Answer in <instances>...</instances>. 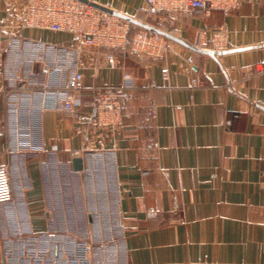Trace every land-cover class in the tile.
<instances>
[{
  "label": "crops",
  "instance_id": "0c3cea01",
  "mask_svg": "<svg viewBox=\"0 0 264 264\" xmlns=\"http://www.w3.org/2000/svg\"><path fill=\"white\" fill-rule=\"evenodd\" d=\"M89 1L202 49L221 33L215 51L230 52L165 36L163 58L131 53L113 67L72 33L19 27L24 0H0V165L13 190L0 203V264L9 247L57 256L78 240L93 241L94 264H264V0L163 16L146 0ZM78 70L86 103L132 74L122 132L78 133L91 111L45 106L53 98L38 91ZM70 176L81 198L72 219Z\"/></svg>",
  "mask_w": 264,
  "mask_h": 264
},
{
  "label": "built area",
  "instance_id": "2783aa9c",
  "mask_svg": "<svg viewBox=\"0 0 264 264\" xmlns=\"http://www.w3.org/2000/svg\"><path fill=\"white\" fill-rule=\"evenodd\" d=\"M146 1L150 12L163 16L197 9L206 13L213 10L229 12L237 8L242 1L251 0ZM18 26L72 33L78 47H94L98 51L106 49V58L113 67L119 64L120 58L131 53L163 58L169 49L168 40L164 35L136 27L129 20L83 0H24ZM5 29L6 25L0 21V56L5 51ZM224 46L221 33H218L212 43V49L219 50ZM260 72L264 73V64L261 65ZM168 74L169 69L164 67V77H168ZM134 86L135 79L132 74L124 72L119 85L100 87L95 91L93 99L86 103L82 98L85 89L84 73L78 70L64 82L49 85L38 92L53 98L52 102L45 105L47 107L71 115H75V110L83 107L91 111V114L86 113L80 118L82 127L78 133L107 131L110 135H117L124 130L126 119L129 117L125 112V98ZM78 153L75 152L76 155ZM12 200L9 166L0 165V203ZM148 214L155 215L156 211L149 210ZM93 247L91 240H78L57 256L46 248L23 250L9 247L6 257L8 264H22V259H29L33 264H94Z\"/></svg>",
  "mask_w": 264,
  "mask_h": 264
},
{
  "label": "water",
  "instance_id": "95a60500",
  "mask_svg": "<svg viewBox=\"0 0 264 264\" xmlns=\"http://www.w3.org/2000/svg\"><path fill=\"white\" fill-rule=\"evenodd\" d=\"M83 1L90 2L92 5H94L96 7H99L101 9H103V10H106V11L112 13V14L121 16V17L129 20L134 25H138V26H140L142 28L151 30V31L156 32V33H160V34H162V35H164V36H166V37H168L170 39L176 40V41H178V42H180V43H182L184 45H187V46L193 48L196 51L205 52V53H208V54H210L212 56H214L216 54H224V53L230 52V51H226V50L225 51H215V50H212V49H202V48H199L197 46H192L188 42H186L184 39H182L181 37H178V36L174 35L173 33H170V32H168V31H166V30H164L162 28H159V27H157V26H155V25H153L151 23H148L146 21L137 19V18H135L133 16L127 15V14L119 12V11H116L114 9H111V8L107 7V6H103V5L94 3V2L89 1V0H83ZM73 168L76 171H80V170L84 169V159H83V157L78 156V157H75L73 159Z\"/></svg>",
  "mask_w": 264,
  "mask_h": 264
},
{
  "label": "rangeland",
  "instance_id": "374dc122",
  "mask_svg": "<svg viewBox=\"0 0 264 264\" xmlns=\"http://www.w3.org/2000/svg\"><path fill=\"white\" fill-rule=\"evenodd\" d=\"M152 22H154V25L156 26V22H157V20H152ZM38 66L34 69L35 70V72H39V70H40V68H39V64H37ZM11 70H17V68L15 67V68H11ZM20 73H21V75L22 74H24V72L26 73L27 71H26V68L24 67V66H22L20 69ZM13 72V71H12ZM74 178L73 177H71L70 176V179H69V184H70V187H71V190L72 191H74V195H72L71 197H70V201H69V203H70V206L73 208V210H71V212H70V219H72V217H76L77 218V215H76V213H77V211L76 210H78L79 208H80V206H81V203H80V200H81V198L78 196V195H76L75 193H76V185H77V182H76V180H73ZM85 183H86V180H85ZM86 185V184H85ZM85 198V197H84ZM86 201V200H85ZM87 202V201H86ZM85 204H87V203H85ZM86 215V214H85ZM87 217V216H86Z\"/></svg>",
  "mask_w": 264,
  "mask_h": 264
},
{
  "label": "trees",
  "instance_id": "16d2710c",
  "mask_svg": "<svg viewBox=\"0 0 264 264\" xmlns=\"http://www.w3.org/2000/svg\"><path fill=\"white\" fill-rule=\"evenodd\" d=\"M136 27H140V26L136 25ZM140 28H142V27H140Z\"/></svg>",
  "mask_w": 264,
  "mask_h": 264
}]
</instances>
